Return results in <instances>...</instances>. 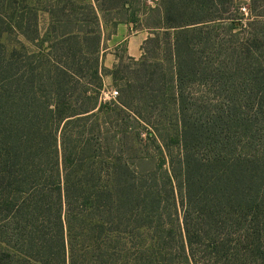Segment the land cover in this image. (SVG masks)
<instances>
[{
    "label": "trees",
    "instance_id": "trees-1",
    "mask_svg": "<svg viewBox=\"0 0 264 264\" xmlns=\"http://www.w3.org/2000/svg\"><path fill=\"white\" fill-rule=\"evenodd\" d=\"M87 1L0 0V264H264V0ZM105 7L150 33L118 107Z\"/></svg>",
    "mask_w": 264,
    "mask_h": 264
},
{
    "label": "rangeland",
    "instance_id": "rangeland-1",
    "mask_svg": "<svg viewBox=\"0 0 264 264\" xmlns=\"http://www.w3.org/2000/svg\"><path fill=\"white\" fill-rule=\"evenodd\" d=\"M76 4H78L79 6L82 4H86L88 1L87 0H75ZM159 0H146V4L149 6H154L157 4ZM51 2L53 4L57 3V0H51ZM93 2V0H92ZM236 2H240L241 4L245 3V6L247 7V14L242 15L243 16V28H246L247 25L252 21L251 20V4H250V0H236ZM95 5V3H94ZM242 7L244 5H241ZM142 7V6H140ZM221 8V7H220ZM225 8V11L219 14H224L225 18H233L236 17L234 16L235 14H230V7H223ZM98 16L100 18V32H101V36H102V46H101V58H100V70L102 73V85L100 88V95L103 91H105V93H109V92H113V91H117L118 92V96L116 97L115 100H112L110 102H103L100 101L101 104H110L113 106H120L119 105V98L123 95L122 93V89L126 88L128 84H131L133 86H136L138 89H140V84L142 82H145L146 77H145V66L143 64H141V58H143V54L144 51H142V56L140 59L133 61L132 58H130L128 56L127 53V48L125 44H122L121 46H119L118 48H116L113 51H106L107 49V40L110 38V36L115 32L116 28H117V19H114L116 12H118V10H112L110 7H105L102 10L100 9H96ZM112 10V11H111ZM102 14H104L105 16H107L108 18L106 20L102 19ZM110 18V19H109ZM144 16H140L139 19L141 22L138 21V24H142ZM254 20V19H253ZM47 23V19L44 17V19H42V27L44 28L45 25ZM241 30H235V32H241ZM44 29H42L43 32ZM133 30H139V28H135L133 27ZM219 34H223L222 36H219L223 41H226L228 39L231 40L230 36H229V32L226 31H219ZM19 39V41H21V43H23L27 48L34 50L35 48L32 47L31 44H29L28 42H26L23 38H21L20 36H16L14 37L13 35H5L2 38V44H6L7 46H11V44H13L15 42V40ZM147 51V50H146ZM116 56L118 54V56L121 58L120 62L117 61L116 59V64L111 68V69H106L105 68V57L107 56L108 53H112ZM150 54V53H149ZM149 56V55H148ZM117 58V57H116ZM150 62L151 61V57H146L143 62ZM116 67V69H115ZM103 69H105L106 71L103 72ZM116 78V79H115ZM199 95L203 94V91L201 92H197ZM99 95V97H100ZM109 95V94H108ZM127 100V98H126ZM112 107V106H111ZM169 114H168V119H163L161 117H159L158 115V110H156L154 112L153 118L151 120V123H155L156 126H161V123L163 122L164 124L168 125L169 123H171L170 120V116L173 115L174 111H172L171 108H169ZM131 113H127V114H121L114 122L119 125L120 127L123 126V124L126 125H131V123L133 122L131 116ZM160 128V127H158ZM144 132V130H143ZM130 131H127V140H126V144H127V148H129V152L127 154H130V156L134 155L136 153V149L138 147H136V142L133 139V134H129ZM133 133V132H132ZM172 134L175 133V130L172 129L171 131ZM121 138H123V134H120L117 139L121 140ZM123 140V139H122ZM143 140V146H144V150L146 153L148 152H155L153 150V144L151 142V140H149L146 136V133L144 132V136L142 138ZM148 145V146H147ZM180 210H182V206L180 207ZM204 231H198V233H196V235H202L205 236V234H208L210 236H225L227 233L223 230H218V231H211V233H203ZM210 232V231H209ZM144 236H148L147 233Z\"/></svg>",
    "mask_w": 264,
    "mask_h": 264
},
{
    "label": "crops",
    "instance_id": "crops-1",
    "mask_svg": "<svg viewBox=\"0 0 264 264\" xmlns=\"http://www.w3.org/2000/svg\"><path fill=\"white\" fill-rule=\"evenodd\" d=\"M134 25L130 23H120L115 32L107 40L106 51H113L122 44L126 45L128 56L138 60L142 56V47L149 38L150 33L146 29L133 30ZM116 56L108 53L105 57V68L111 69L116 64Z\"/></svg>",
    "mask_w": 264,
    "mask_h": 264
},
{
    "label": "built area",
    "instance_id": "built-area-1",
    "mask_svg": "<svg viewBox=\"0 0 264 264\" xmlns=\"http://www.w3.org/2000/svg\"><path fill=\"white\" fill-rule=\"evenodd\" d=\"M239 11H240L241 15H244V14L246 15L247 14V7L245 5L243 7L241 6L239 8ZM117 96H118L117 91H113V92H109V93H105V91H103L101 94V101H103L104 103L110 102L112 100H115Z\"/></svg>",
    "mask_w": 264,
    "mask_h": 264
}]
</instances>
